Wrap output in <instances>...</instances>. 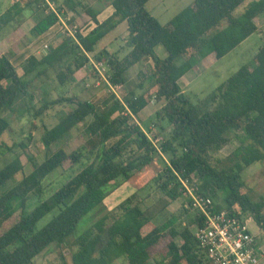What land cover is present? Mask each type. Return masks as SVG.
I'll return each mask as SVG.
<instances>
[{"label":"trees","instance_id":"obj_1","mask_svg":"<svg viewBox=\"0 0 264 264\" xmlns=\"http://www.w3.org/2000/svg\"><path fill=\"white\" fill-rule=\"evenodd\" d=\"M48 1L52 0L13 2L0 14V32L32 2L43 15L30 34L33 39L44 35L65 14L62 6L53 10ZM148 1L106 0L114 10L103 21L91 7L85 8L94 27L88 33L78 28L75 36L60 34L42 55L32 54L22 62V73L8 54L0 52V136L11 128L12 118H26L32 140L38 122L49 111L68 105L55 125L44 126L41 140L50 149L92 117L85 127L86 137L71 151L60 146L43 161L28 154L31 171L27 174L20 156L0 167V264H36V258L53 246L57 264H70L65 250L72 264H113L121 257L128 264H148L151 259L157 264H212L191 228L202 225L204 217L189 200L162 223L153 221L158 212L183 197L181 180L212 198L215 210L252 214L264 231V201H255L245 191L243 179L247 168L264 160V42L252 66L242 65L203 98L194 100L180 85L194 67L195 56L206 47L221 58L261 32L255 18L264 12V0H194L166 24L150 13ZM80 4L64 0L67 10ZM239 7L243 9L237 13ZM124 21L127 30L121 48L97 49ZM69 24L74 25V20ZM158 46L165 49V57L157 53ZM91 59L104 60L112 72L110 82L123 88L132 67L150 62L151 75L145 78L149 84L140 81L121 90V97L112 93L103 107L76 94L47 97V81L71 83ZM38 91L42 96L36 99ZM153 99L164 104L155 113L152 124L157 132L151 138L136 119ZM234 137L239 145L214 161ZM19 146L26 148L23 143ZM67 162L70 168L78 164L82 168L48 193L45 179ZM18 173L23 177L8 186ZM120 177L136 192L78 234L81 221L105 202L107 187ZM152 188L164 194L154 212L143 208L137 194ZM34 198L38 203L29 209ZM51 212L53 216L38 227Z\"/></svg>","mask_w":264,"mask_h":264},{"label":"rangeland","instance_id":"obj_2","mask_svg":"<svg viewBox=\"0 0 264 264\" xmlns=\"http://www.w3.org/2000/svg\"><path fill=\"white\" fill-rule=\"evenodd\" d=\"M15 1L17 0H0V14L4 13ZM77 1L81 2V4L80 6H77L75 10H67L66 7H64V0L49 1L50 6L54 10L57 5L62 6V12L65 14H60L61 19L59 24L55 25L47 33L37 39L32 38L30 29L42 17L43 11L36 9V6L31 2V5L27 7L20 16L1 30L0 52L8 54L19 72L22 73V62L32 54L38 56L42 55L49 43L58 40L60 34L67 33V29H65L66 25L68 28H71L72 32L76 27L83 33H88L94 27V23L91 22L90 17L85 13V8L91 7L94 12L97 13L100 20L109 17L113 11L112 6H106V0ZM193 1L194 0H149L146 7L162 24H166ZM242 9V7H239L236 10L237 13H240ZM69 20H74V25H70ZM255 22L261 32L253 33L225 56L216 58L215 52L209 49L207 50V47L204 52L196 55L194 67L180 79V85L183 90L194 100L197 98H203L225 82L227 78L242 65L246 64L252 66L253 56L257 53L258 49L264 42V12L255 18ZM126 30L127 23L124 21L99 42L97 49L108 48L110 51L118 50L124 44L123 36L126 35ZM156 51L160 56H166V51L162 46H158ZM92 55L91 57H93ZM93 61L95 60L91 59V63L88 64L87 67H84L81 71L76 73L71 83L59 85L53 78L47 81L44 84L47 97L56 98L61 95L76 94L80 98L94 101L103 107L104 101L109 99L114 92L106 83L101 81L99 75L92 67ZM149 75H151L150 62H144L132 67L127 74V82L125 83L124 88L122 87L120 90L124 89L123 91H125L127 88H132L140 81H144L147 86L149 83L145 78ZM117 92L119 93L120 91L117 90ZM41 96L42 92L38 91L36 99H39ZM163 104V100L159 101L153 99L152 102L140 112L136 119L151 138H154V134L157 132L152 121L156 118V111ZM68 109V105H61L56 109L49 111L48 114L43 117V122H38L32 140L28 139L29 120L26 118L20 120L12 118L11 128L0 136V167L14 159L16 156H20L25 164L24 171L27 174L31 171V166L27 159L28 154L34 155L39 161H43L48 154L53 153L60 146L64 145L68 151H71L82 142L86 137L85 127L92 119L91 116L87 118L86 122L73 128L67 138L52 145L50 149H46L42 143L41 136L44 126L50 128L55 125L62 117L63 113ZM3 114L10 116L7 112ZM158 139H160V137ZM19 143H23L26 148L19 146ZM238 145L239 138L234 137L229 145L214 156V161L218 158H225ZM156 161V165L161 167L162 164L158 162V159H156ZM81 168L82 165L80 164L70 168V164L67 162L63 168L53 172L45 179L44 183L47 192L51 193L54 189L60 187ZM22 177V173L16 174L10 180L8 186L15 184L16 181H19ZM243 179L246 183L245 191L248 192L255 201H264V160L254 163L247 168L243 172ZM147 190L138 191L137 194L142 200L143 208L154 212L157 210V207H161L162 203L160 200L164 198V194L159 189L152 188ZM107 191L108 196L105 202L81 221L78 234H81L87 228L92 226L98 218L114 208L126 197L135 193L136 189L130 186L124 178L120 177L107 187ZM141 196L143 198H141ZM185 201L186 199H184V197H180L178 200L171 202L165 209H162V211L156 214L153 221L156 224L162 223L172 213L176 212ZM37 203V198L32 199L29 202V209H32ZM186 206L189 207L188 205ZM53 214L54 212L45 215L38 222V227L43 226ZM183 221L186 222L187 219ZM191 228L193 230L194 225ZM251 228L254 232H257L258 230L254 223L251 224ZM261 237L262 242H264V231L261 233ZM178 243H180V240H178ZM65 253L69 263L72 264L70 253L66 250ZM157 257L159 258L158 255ZM58 260V251L55 250L53 246L38 256L35 262L36 264H57ZM261 260L264 262V251L262 252ZM113 264H128V262L125 257H121ZM148 264L157 263L154 259H151Z\"/></svg>","mask_w":264,"mask_h":264},{"label":"built area","instance_id":"obj_3","mask_svg":"<svg viewBox=\"0 0 264 264\" xmlns=\"http://www.w3.org/2000/svg\"><path fill=\"white\" fill-rule=\"evenodd\" d=\"M48 3L50 5L49 1ZM65 29L68 35L75 36L77 33L76 27L73 32L67 25ZM92 67L101 81L106 83L117 97H121L117 90L121 91L122 85L110 82L112 72L105 61H93ZM181 181L185 188L184 199L189 200L191 208L204 217L202 225H194L193 234L211 263L261 264L264 251V242L261 239L263 230L256 224L252 214L237 216L226 208L215 210L212 198L198 193L196 187L190 186L186 180ZM252 223L256 225L257 232L252 230Z\"/></svg>","mask_w":264,"mask_h":264},{"label":"crops","instance_id":"obj_4","mask_svg":"<svg viewBox=\"0 0 264 264\" xmlns=\"http://www.w3.org/2000/svg\"><path fill=\"white\" fill-rule=\"evenodd\" d=\"M109 7H111V6H109ZM112 10H114L113 8H112ZM112 13H113V11H112ZM111 13V14H112ZM107 18V17H106ZM98 19H99V17H98ZM100 20V19H99ZM104 20V19H103ZM103 20H100V21H103ZM95 25V24H94ZM162 57V56H161ZM261 264H264V262L261 260Z\"/></svg>","mask_w":264,"mask_h":264}]
</instances>
